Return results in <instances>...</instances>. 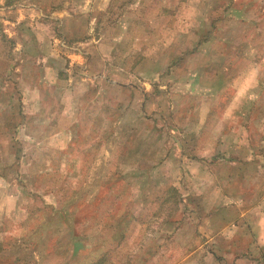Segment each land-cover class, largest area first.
Masks as SVG:
<instances>
[{
    "label": "rangeland",
    "instance_id": "rangeland-1",
    "mask_svg": "<svg viewBox=\"0 0 264 264\" xmlns=\"http://www.w3.org/2000/svg\"><path fill=\"white\" fill-rule=\"evenodd\" d=\"M0 264H264V0H0Z\"/></svg>",
    "mask_w": 264,
    "mask_h": 264
}]
</instances>
